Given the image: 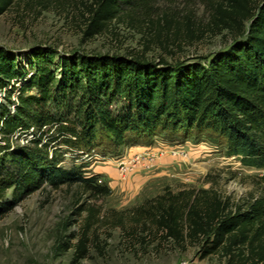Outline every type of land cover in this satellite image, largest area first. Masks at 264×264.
<instances>
[{
  "label": "trees",
  "instance_id": "1",
  "mask_svg": "<svg viewBox=\"0 0 264 264\" xmlns=\"http://www.w3.org/2000/svg\"><path fill=\"white\" fill-rule=\"evenodd\" d=\"M23 2L0 0V16ZM36 2L44 9L62 7L67 15L77 9L83 41L114 22H133L141 11L151 20L152 0ZM212 10L211 29H227L233 38L206 64L151 60L145 52L62 55L38 45L30 51L27 71L15 52L0 47V218L45 185L76 186L72 264L89 258L103 231L116 228L139 244L167 242L183 250L196 245L203 258L238 252L246 256L244 264H264V175L258 194L246 202L213 186L184 185L119 211L105 207L112 191L100 174L87 175L85 164L62 165L67 151L111 153L105 149L168 133L207 135L244 166L264 170V0H217ZM157 26L164 49L166 41L178 43L180 34L173 39L162 20ZM188 31L189 38L201 39L193 28Z\"/></svg>",
  "mask_w": 264,
  "mask_h": 264
},
{
  "label": "rangeland",
  "instance_id": "2",
  "mask_svg": "<svg viewBox=\"0 0 264 264\" xmlns=\"http://www.w3.org/2000/svg\"><path fill=\"white\" fill-rule=\"evenodd\" d=\"M25 0L0 16V47L17 54L19 63L31 71L30 51L41 45L62 55L74 51L89 54H140L151 60L161 56L168 61L195 59L206 64L208 57L232 41V34L212 28V8L217 0H152L147 10L132 22H114L107 32L82 39V15L52 5L44 9L36 0ZM30 2L32 5H28ZM69 9V8H67ZM164 28L180 34L178 43L157 39L158 21ZM153 23H152V22ZM201 39L189 38V28ZM196 35V34H195ZM176 41V42H177ZM171 50V51H170ZM59 55L56 57L58 61ZM64 149L66 147H63ZM101 149L89 154L67 151L65 167L85 164L87 175L100 174L111 188L105 207L122 211L141 204L166 187L178 190L184 185L217 188L234 200L246 202L258 194V181L264 170L244 166L236 156H228L222 144L207 135L188 137L160 133L151 142ZM109 153V154H108ZM214 180L208 182L207 178ZM80 194L76 186L54 189L45 185L25 197L6 216L0 218V264H72L76 230L71 212ZM245 257L222 252L203 258L199 246L187 249L171 243L141 244L127 240L120 228L104 230L98 249L76 264H244Z\"/></svg>",
  "mask_w": 264,
  "mask_h": 264
},
{
  "label": "built area",
  "instance_id": "3",
  "mask_svg": "<svg viewBox=\"0 0 264 264\" xmlns=\"http://www.w3.org/2000/svg\"><path fill=\"white\" fill-rule=\"evenodd\" d=\"M1 97H2V94H1V92H0V99H1Z\"/></svg>",
  "mask_w": 264,
  "mask_h": 264
}]
</instances>
